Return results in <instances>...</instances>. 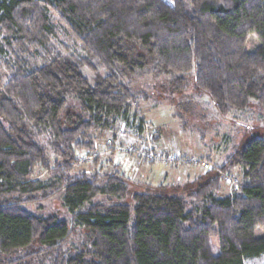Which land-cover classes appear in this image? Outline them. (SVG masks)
<instances>
[{
	"label": "trees",
	"instance_id": "obj_1",
	"mask_svg": "<svg viewBox=\"0 0 264 264\" xmlns=\"http://www.w3.org/2000/svg\"><path fill=\"white\" fill-rule=\"evenodd\" d=\"M51 14L82 55L53 49ZM191 71L220 114L251 101L264 110V0H0V264H244L264 254L255 235L264 228V136L184 195L161 185L130 193L119 171L72 174L79 152L95 154L91 132L131 113L134 77H167L179 94ZM37 168L47 182L33 179ZM235 169L238 189L217 196ZM59 193L69 221L24 209ZM77 228L81 250L66 253Z\"/></svg>",
	"mask_w": 264,
	"mask_h": 264
},
{
	"label": "rangeland",
	"instance_id": "obj_2",
	"mask_svg": "<svg viewBox=\"0 0 264 264\" xmlns=\"http://www.w3.org/2000/svg\"><path fill=\"white\" fill-rule=\"evenodd\" d=\"M55 29L52 46L55 51L64 55H82L79 45L67 33L65 26L51 14ZM258 45L257 39L249 35L244 45L246 52H252ZM89 79L93 75L83 70ZM187 82V89L182 93H173L169 86V78L164 76H137L131 80L130 90L135 96L133 109L126 118H111L106 130H94L95 154L79 152V162L73 167L72 174L82 172L113 173L121 171L131 179L130 193H144L147 188L165 186V190L184 195V185L189 184L209 167L219 166L223 160L234 153L253 137L264 136V110L251 101L250 107L244 112L220 114L208 96L194 90V74H182ZM126 79H124V82ZM47 136L41 140L47 146ZM48 158L54 157L49 148ZM153 156V160L149 156ZM175 157V160L169 157ZM133 160L138 164L153 165L162 168L160 177L155 178L158 185L140 184L135 174L126 164L121 162ZM121 162V163H120ZM123 165V167H121ZM124 168V170L119 169ZM167 172L168 183L164 182L163 174ZM170 172V173H169ZM132 173V174H131ZM34 180L47 182L50 175L37 168ZM145 179H149L145 174ZM227 179L241 183V170L235 169L223 175L220 180L217 196L235 193V189ZM152 180V179H151ZM97 197L95 201H103ZM128 204L132 205L130 199ZM62 194H56L46 201H39L24 206L28 212L36 216H55L61 220H70L69 213L62 205ZM85 232L77 228L64 243L66 253L81 250ZM257 237H264V228L255 229ZM213 255L218 252L217 238L210 240ZM244 264H264V254L259 258L247 259Z\"/></svg>",
	"mask_w": 264,
	"mask_h": 264
},
{
	"label": "crops",
	"instance_id": "obj_3",
	"mask_svg": "<svg viewBox=\"0 0 264 264\" xmlns=\"http://www.w3.org/2000/svg\"><path fill=\"white\" fill-rule=\"evenodd\" d=\"M121 162L124 163V165L126 164V166H128L130 171H136L135 176H136L137 180H133V181H136L140 184H146L148 186L158 185V183L155 182V178L158 179L160 177V175H161L160 173L162 172V168L156 167V164H153V165L138 164V163L134 162L133 160H127L126 162L121 160ZM121 167H123V165ZM119 169H120V167H119ZM120 170H124V168H122ZM121 173L124 174V172H121ZM145 174H147V177L149 178L148 180L145 179ZM124 175L126 176V174H124ZM166 175H168L167 172L165 174H163V177L165 178L164 182L168 183V180H169L168 177L169 176L165 177ZM129 180H131V179H129Z\"/></svg>",
	"mask_w": 264,
	"mask_h": 264
},
{
	"label": "built area",
	"instance_id": "obj_4",
	"mask_svg": "<svg viewBox=\"0 0 264 264\" xmlns=\"http://www.w3.org/2000/svg\"><path fill=\"white\" fill-rule=\"evenodd\" d=\"M149 157L153 160V158H152L153 156H152V155L149 156ZM170 159H171V161H172V160H175L176 158L172 156V157H169V158H168L169 161H170ZM227 181H228V183H231V184L233 185V187H234L235 190L238 189V184H237V182H233L232 179H227Z\"/></svg>",
	"mask_w": 264,
	"mask_h": 264
}]
</instances>
